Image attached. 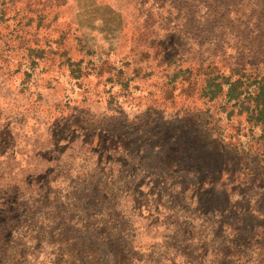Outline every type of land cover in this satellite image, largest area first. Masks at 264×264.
<instances>
[{"label": "rangeland", "instance_id": "rangeland-1", "mask_svg": "<svg viewBox=\"0 0 264 264\" xmlns=\"http://www.w3.org/2000/svg\"><path fill=\"white\" fill-rule=\"evenodd\" d=\"M142 2L4 0L62 64L28 65L31 104L0 63V264H264V135Z\"/></svg>", "mask_w": 264, "mask_h": 264}, {"label": "trees", "instance_id": "trees-1", "mask_svg": "<svg viewBox=\"0 0 264 264\" xmlns=\"http://www.w3.org/2000/svg\"><path fill=\"white\" fill-rule=\"evenodd\" d=\"M3 2L0 4V20H14V24L12 28L4 26V32L0 30V52L11 51L13 54L17 48L21 49L22 55L10 57L8 53L0 57V63L12 71H7L6 74L19 84L17 94L34 104L40 92L35 86L29 87L27 84L33 77L28 65H42L45 72L51 66L60 70V47L57 44L52 49L45 50L36 40L27 38L32 18L25 17L26 15L14 16L11 6L5 7ZM144 3L146 0L141 4ZM170 7H175L177 14L173 18V28H181L183 35L178 40L180 58L202 51L208 52L209 58L218 55L227 57L223 70H218L213 60L205 66L210 76L205 79L203 90H208L206 95L209 94V100L224 99L226 104L231 103L233 109L229 115L235 112L239 116L243 115L250 125V131L258 129L264 135V0H171ZM171 15L172 12L167 18L169 22ZM14 41H17L16 48L11 45ZM229 48L231 51L228 54ZM203 67V64H199L198 70ZM193 68L189 66L186 70ZM212 74L215 75L211 77ZM48 77H44L47 82L57 79L53 74ZM126 227L122 226L117 231L124 232ZM132 255L140 258L141 262L137 264H146L145 254L139 256L136 252Z\"/></svg>", "mask_w": 264, "mask_h": 264}]
</instances>
